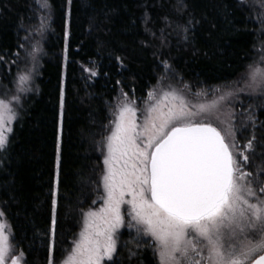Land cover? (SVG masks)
I'll use <instances>...</instances> for the list:
<instances>
[{"label":"trees","instance_id":"1","mask_svg":"<svg viewBox=\"0 0 264 264\" xmlns=\"http://www.w3.org/2000/svg\"><path fill=\"white\" fill-rule=\"evenodd\" d=\"M46 1L51 20L46 57L19 95L0 154V209L24 264H48L51 245L53 259H61L77 235L81 209L101 205L99 144L108 107L119 94L143 101L165 72L167 82L192 91L226 84L244 76L264 54H257L264 44L261 0L244 5L239 0ZM37 22L33 0H0V99L15 93L16 63L24 58L21 41ZM253 92L234 104L235 112L255 101L249 97ZM254 117L257 125L247 139L255 135L257 163L264 166V108ZM122 236L108 264H157L151 247ZM130 252L136 255L130 258Z\"/></svg>","mask_w":264,"mask_h":264},{"label":"snow or ice","instance_id":"2","mask_svg":"<svg viewBox=\"0 0 264 264\" xmlns=\"http://www.w3.org/2000/svg\"><path fill=\"white\" fill-rule=\"evenodd\" d=\"M245 2L239 0L241 5ZM28 79L19 76L21 85ZM246 87L264 95V68L249 66ZM148 95L153 103L145 109L143 124L137 123L136 108L127 101L113 113L110 134L101 145L103 205L81 209V230L61 264L113 262L125 215L137 236L149 238L145 246L152 248L158 264H264V180L260 178L264 166L255 175L244 167L250 162L246 153L255 150V135L238 150L234 114L229 112L228 120H221L218 101L190 106L175 91ZM232 95H221L219 101ZM63 106L61 92V110ZM15 119L11 104L0 99V150L8 143ZM213 119L225 127L214 126ZM248 119L255 128L253 116ZM59 163L57 144L53 237ZM8 230L0 220V264L9 260L21 264L23 253L14 254ZM133 255L130 252V258ZM49 264H54L51 256Z\"/></svg>","mask_w":264,"mask_h":264},{"label":"rangeland","instance_id":"3","mask_svg":"<svg viewBox=\"0 0 264 264\" xmlns=\"http://www.w3.org/2000/svg\"><path fill=\"white\" fill-rule=\"evenodd\" d=\"M33 1L35 4V8L37 9L38 22L34 27H32L30 30H28L26 32L25 36L23 37V39L21 41L20 50H21V52H23L24 58L22 61L18 60L19 62L18 61H17V63L15 62L16 66L18 68L17 71L20 73L16 77V84L14 86L15 93L12 92V95L9 98L3 99L6 102H9L11 104V107L16 112V116H17V106H19V100H20L19 95L21 93H23L25 91V89L27 90L29 83L32 82V80H31L32 76L33 75L37 76V74L39 72L40 64H41L42 60L45 59V57H46L45 52H44V41H45L47 35L51 31L50 30V22H51L50 11H49V7H44L45 0H33ZM249 1L250 0H246L245 3H248ZM47 5H48V3H47ZM263 13L264 12L262 11L261 15L263 16V19L262 20L260 19V24L264 25V23H262V21H264ZM263 45L264 44H261L260 47L258 48V50H257L258 55L259 54L261 55V53H264V46ZM263 56H264V54H263ZM254 66L264 68V60H261V56L256 61ZM248 73H249V70L247 71V73L244 76H241L240 78H238L234 81H231L229 83H226V84H221V85L214 86L211 88H204V89L192 91L186 85H183V84L174 85L173 83L167 82L166 79L169 76H168V73L165 72L163 77L159 79L158 83H156V85L149 91V93L154 92L159 97L160 95H162L163 92L175 91L179 95H182L184 97L185 101L190 106H198L200 104H211L214 100H216V101H218L217 107L219 109L218 115L220 116V119L227 121L228 120L227 113L231 112L234 114V112H235L234 111L235 109H233L234 104H236V103L238 104V101L241 98L246 97L252 91V89H249L246 87V84L248 82ZM21 75H26L29 77V79L26 82H24L22 85L19 82V76H21ZM21 88L23 90H20ZM228 92H232V93H234V95L227 97L223 101H219V97L221 95L227 94ZM148 94H147V97L143 101H135L134 99H130V98L126 97L124 94H119L108 107L109 121L106 125L104 137H106L107 135L110 134V129L113 126L112 122L115 119V116L113 115V113L117 110L118 105L122 104L125 101L129 102L133 107L136 108L137 123L143 124L145 109L149 106V104L153 103V100L150 99ZM252 94L253 95H251L249 97H252V96L256 97V99H254L255 101H253L251 103H246L244 108H241V106H240L239 109L237 110V112H235V114L231 117V122L237 130L238 150H243L244 145L248 141V139H247L248 133H249L250 129L252 128V126H250L252 124V121L248 119L249 115L253 116V118L255 120V125H257L256 121L258 119H256V117H254V116H255L257 110H261L262 108H264V95L261 94L260 90L257 89ZM13 97H19V100L16 101L13 99ZM60 102H61V100H60ZM192 110L197 111L198 109L196 107H193ZM197 119H200V117H197ZM13 122H12V124H13ZM212 122H213V125L217 126L218 128L223 129L225 127V125L220 124L219 121H217L215 119H213ZM12 124H11V127H12ZM259 124H258V126H259ZM104 137L102 138V141L99 144L100 145L99 146L100 153H101V157H102V164H103V158L104 157H103V154L101 151V145L104 142ZM59 142H60V125L58 128L57 144H59ZM3 150H0V154ZM246 154L249 155L250 162L244 166L245 171L252 172L255 175L260 170V167H261L260 165H258V163L260 164V157L257 156V152H247ZM56 157H57V150H56ZM257 161H258V163H257ZM55 166H56V158H55ZM103 168H104V166H103ZM260 178L262 180H264V175H261ZM256 187H259V185L257 184ZM100 190H101V195H103V189H102L101 184H100ZM102 205H103V200L101 202V205L97 209H99ZM126 210H127V206L124 207L125 212H126ZM0 211H2V210L0 209ZM0 220L4 221L8 225V223L5 219V216L0 217ZM129 220H130V218L127 215H125V226L122 227L117 234L118 246H119L120 242H122V237H123L122 235L125 233L127 235L134 237L136 240H138L140 242H145V240L149 239L147 237L137 236L135 228H129L127 226L129 223ZM80 230H81V223L79 225V230H78L75 238H77ZM8 235H9L10 243L13 245L14 254L19 255L21 252L14 245L10 226H9V230H8ZM71 246H72V243H71L70 247L67 249L65 255L67 254L68 251H70ZM65 255H63V257L61 259L54 260L52 257V245H51L49 258H50V256L52 257L54 264H61V261L63 260ZM155 259H156V263L158 264V258L156 256H155ZM108 263H110V262H106V264H108ZM8 264H11L10 260H9ZM21 264H24V256L23 255L21 257ZM48 264H49V262H48Z\"/></svg>","mask_w":264,"mask_h":264}]
</instances>
